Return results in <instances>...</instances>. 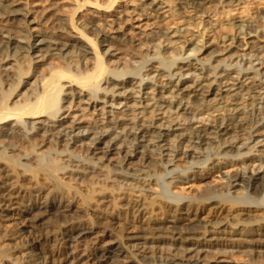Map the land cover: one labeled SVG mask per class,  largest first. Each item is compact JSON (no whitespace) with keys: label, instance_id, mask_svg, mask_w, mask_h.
<instances>
[{"label":"bare ground","instance_id":"1","mask_svg":"<svg viewBox=\"0 0 264 264\" xmlns=\"http://www.w3.org/2000/svg\"><path fill=\"white\" fill-rule=\"evenodd\" d=\"M252 1L0 0V238L17 264L72 263L33 231L50 215L64 219L61 246L95 228L111 237L95 264H264V11L217 39L211 15ZM26 172L50 189H21ZM93 172L99 188L133 194L125 217L73 205L66 179ZM162 240L178 247L148 250ZM244 248L253 259L228 254Z\"/></svg>","mask_w":264,"mask_h":264},{"label":"rangeland","instance_id":"2","mask_svg":"<svg viewBox=\"0 0 264 264\" xmlns=\"http://www.w3.org/2000/svg\"><path fill=\"white\" fill-rule=\"evenodd\" d=\"M108 1L109 0H86L87 3H85V4L87 6L96 7L97 4H107ZM235 7H238V6H235ZM235 7L233 10H230V11L228 10L229 12L228 11L226 12L224 9L219 7V8H221V10H220L218 8V6L217 7L214 6V8L211 10L212 21L216 25V26H214L215 30L217 29L214 32L215 34L212 33V35L214 34L213 36L216 39L220 36H223V35L230 37L234 34V27L231 26L229 23L236 16H244V17L251 16V18L253 17L252 20L260 23L261 19L259 20L257 13L259 11H264V0H254V2L252 1V4L248 3L246 8L241 6L242 8L238 7V9L237 8L235 9ZM80 9H83V7H81ZM82 12H84V9L82 10ZM56 14H59V13H56ZM56 14H54L55 16L52 15L53 17L51 16V18H49L50 20L49 19L46 20L47 25L53 22L54 17L58 16ZM255 15H256V17H254ZM259 17H260V14H259ZM260 25H262V23ZM91 32H90V34L89 33H87V34L92 36L93 34H91ZM87 34H85V33L83 34L84 39L89 38V36ZM92 37H94V36H92ZM182 51H183V49H182ZM187 53H188V50L186 51V54ZM26 175H28V176H26ZM89 176H90V174H89ZM67 179H66V181H68L67 182L68 187L69 188L71 187L72 189L76 190V193H77L76 197L73 198V200H72L74 206H77L80 209H82V208L86 209L87 212L88 211L89 212L99 211L102 208L101 210H103V211L105 210V212H107V213L109 212L112 214H120L121 216L123 214L122 217H125L127 215V213H125L126 212L125 210H123L122 208L121 209L119 208L120 207L119 203L122 202L123 197H128V198L133 197L132 196L133 194L130 193V190L116 189V188L115 189L113 188V190H112L111 186L109 187L110 184H108V185L106 184L105 188H99V184H98V186H96L94 184V181H97V176H96L95 172L91 173V179L90 180H88L87 177H84V179H83V177H77V179H74L75 181L74 180L71 181V180H69V179L67 180ZM17 183H18L17 186H19V187L22 186L21 189L22 188H26V189L31 188V187H34L35 185L42 187L45 191L47 189H50V183H49L48 179H46V177L43 174H41L40 172H35V173H33V172L27 173L26 172L25 176L22 175L19 178V180H17ZM217 184H218V182L212 181L207 186H206V184L201 183V184H199L200 187L192 186L190 188L187 187L188 184H185L183 186H181V185L176 186L175 188L172 189V191H175L176 193L179 191L178 193L182 192L185 194H187V193L188 194H195V193L197 194L198 192H201L202 189H204L206 187H213V186L215 187ZM193 187H194V189H193ZM182 188H184V189L182 190ZM82 196L83 197L85 196V197L83 198ZM106 199H108V201H107V203L104 204V201ZM144 199H146V200H144ZM144 199L143 200L146 201V203H149V201H150L149 198L144 197ZM153 205H155V206L152 208H155V210H157V211L151 213L152 218L156 222L163 224L165 222V220L163 221V219L168 217L167 211L160 209V207L156 204H153ZM82 219L85 222L86 221L91 222L90 221L91 217H89V216H84ZM63 220H64L63 218H59V217H56L54 215H50L44 219V221H43L44 223L42 222L43 224L41 226H37V228H35L33 231L41 232L43 234H48V236H49L48 237V243L45 244L46 246L44 245L45 249H47V248L56 249V248L61 247L62 250L65 251L66 253L72 252L73 258H72L71 264H95V262L93 263L92 259H90V252L93 249L96 250L97 248H99L100 245L105 243V241L109 240L111 237L109 235H105L104 232L102 233V230L100 228H95L94 231L92 233H90L87 237L81 238L82 239L81 241H78V242L76 241L74 243H68V245L66 244L64 246H61V244H60L61 243V240H60L61 232H60V230H62V226L64 225V223H62ZM8 228L9 227H7V226H5V228H4V226H2V229L0 228V232H1V230H2V233L6 232L8 230ZM0 239L2 240V241L0 240L2 242V247L4 248V246H5L6 247L5 250L7 252L6 257L3 258V263H5V264H13V263L17 264L16 260H18L17 258L19 256V253L15 252L12 249L13 246L15 245L14 241L6 239L4 234H2V237ZM136 242H137L136 240L135 241L134 240H127L126 244H127V246L129 245L128 248L131 249L132 247H130V246H132V245H130V244H133ZM170 244L171 243L168 240H162V241L157 242V243H149V242L146 243V245H150V248L148 250L151 249L153 251H167V250L168 251H174L176 249V247H178V244H176V243H173L171 245ZM184 245H187V244H184ZM187 246H189V248L191 247L190 245H187ZM187 246H185V247H187ZM220 248H221V251L230 250V248L223 247V246H221ZM236 249H238V248H234L233 250H236ZM244 249H245L244 250L245 252L243 255L244 258L239 256L237 252H236L237 254L233 253V252L228 253V254H232L235 258L234 261H236V262L241 261L245 258L253 259V253L249 250V248H244ZM221 253L224 254L225 252L224 253L221 252ZM245 255H247V256H245ZM143 264H159V263L157 262V260H154L151 262L145 260V261H143Z\"/></svg>","mask_w":264,"mask_h":264}]
</instances>
